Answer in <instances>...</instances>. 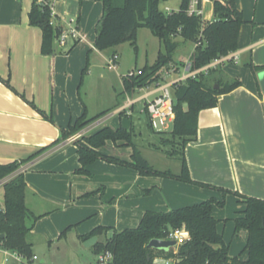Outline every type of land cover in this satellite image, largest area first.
I'll return each mask as SVG.
<instances>
[{"label":"crops","instance_id":"obj_1","mask_svg":"<svg viewBox=\"0 0 264 264\" xmlns=\"http://www.w3.org/2000/svg\"><path fill=\"white\" fill-rule=\"evenodd\" d=\"M85 1L63 0L56 10L60 17H74L69 15L74 12V4L77 5L79 12L75 18L78 24L82 21L81 27L89 38V43L81 46L87 48L86 57L85 52L74 50V44L64 49L57 44L55 53H43L42 30L31 25L29 20L34 0H0V164L27 160L47 148L1 181L0 187L18 174L24 175L26 204L41 216L30 235L41 237L49 244L60 243L69 231L74 232L72 241L83 244L100 226L117 231L137 228L147 211L168 212L209 199L223 200V193L218 190L143 176L134 169L103 160L88 167L91 176L77 173L81 167L77 146L62 135L85 112L88 119L98 115L88 116V107L81 97L80 78L83 67L89 65L90 56L95 52L102 55L94 44L97 25L104 14L103 5L100 8L94 4L91 19H85L81 13ZM252 2L253 8L247 10L246 0H236L244 17L239 49L235 52L238 59L219 64L212 71L220 68L227 75L232 72H225L223 66L227 62L264 66V0ZM180 5L170 10L178 11ZM202 19L213 22L215 15L213 20H206L203 9ZM178 40L180 45L184 43ZM188 63L189 60L182 65L185 71L182 74L181 64L174 61L172 68L163 73V80L155 83L156 88L137 98L134 96L149 86L125 92L127 101L113 114L132 120L138 104H142L140 113L147 114L144 111L147 101L159 94L160 86L184 78ZM258 74L250 70L239 75L242 77L240 87L219 96L217 107L201 111L198 137L185 149L194 181L232 192L225 199L228 207H237L231 220L245 209L236 194L264 201V91ZM168 79L172 81L167 83ZM129 104L130 108L121 114V109ZM110 119V116L102 117L80 134L91 136L106 127L136 130L132 121L127 126L122 122L117 128L109 126ZM108 144L127 147L122 142ZM107 146L100 150L102 154L130 161L132 152L127 157L111 155L104 150ZM180 170L181 163L174 173ZM148 190L151 193L147 194ZM224 211L214 209V216L220 221L219 231L223 234L222 223L228 220L222 214ZM104 239L98 236L97 243ZM30 242L34 248L35 243ZM94 246L85 247L94 253ZM165 261L157 259L156 264H165Z\"/></svg>","mask_w":264,"mask_h":264},{"label":"trees","instance_id":"obj_2","mask_svg":"<svg viewBox=\"0 0 264 264\" xmlns=\"http://www.w3.org/2000/svg\"><path fill=\"white\" fill-rule=\"evenodd\" d=\"M82 3L85 0H78ZM103 5L104 14L97 25L95 49L104 51L122 43L136 47L139 28H147L159 39L161 50L153 65L141 69V74L131 76L130 72L123 77L126 93L146 88L163 80V73L174 65V53L180 41H191L195 45L190 57L191 70H199L213 61L235 53L239 49V35L244 24L243 12L239 10L236 0H214L215 20L206 22L201 17L189 16V0H182L178 11L170 14L161 8L162 3L170 0H95ZM30 24L39 27L43 33L45 54L56 52L57 37L60 29L51 25V13L34 0L29 14ZM75 43L74 45H76ZM254 74L264 70L248 64ZM212 71L208 74L211 75ZM206 74L188 78L172 85L175 121L165 131L170 139L167 142L181 145V152L173 153L181 163L179 173L170 170L155 169L133 143L132 130L120 127L103 128L91 136H82L75 141L81 167L78 174L91 176L88 167L99 160L127 167L138 171L143 176L173 179L203 188L215 189L223 193V200L209 199L202 203L183 207L168 212L147 211L140 225L135 229L124 231L100 226L93 230L90 237L104 236V241L94 246V254L111 252L110 264H156L157 259L172 261L174 264H264V201L241 196L240 201L245 209L237 214L234 222L235 234L241 231L248 233L243 252L245 259L230 255V244L219 231L220 221L214 216L215 208H224L229 190L196 182L191 178L185 158L186 146L198 137V122L201 111L218 106L219 96L227 94L242 85L241 80L232 79L216 85H210ZM107 112L88 119L86 112L67 131L63 138H69L83 131L86 127L103 117ZM123 112H121L122 114ZM149 128L156 133L149 121ZM109 142H122L132 148L130 161L104 155L100 152ZM179 145V146H180ZM44 148L27 160L0 164V182L15 174L20 167L35 156L45 151ZM4 202L0 203V236L7 249L17 252L24 258L32 259L33 245L30 234L41 216L36 215L26 204L27 183L23 174L6 181ZM151 193V190L146 192ZM183 228L190 235V240L170 250H155L147 247L152 239L166 240L168 234ZM111 231V233H110Z\"/></svg>","mask_w":264,"mask_h":264},{"label":"rangeland","instance_id":"obj_3","mask_svg":"<svg viewBox=\"0 0 264 264\" xmlns=\"http://www.w3.org/2000/svg\"><path fill=\"white\" fill-rule=\"evenodd\" d=\"M181 2L182 0H170L162 3L161 8L163 10L167 8H175L178 7ZM246 2L249 4L246 6L247 10L252 9V0L251 2L250 0H246ZM85 3L86 4L82 6L81 11L82 16L85 17V19L86 17L91 19L93 8L91 6H94V4H97L102 8V4L99 1L86 0ZM213 3L214 0H205L202 5L206 20L214 19L215 14ZM73 10V14L69 16L75 17L79 12L76 4H74ZM95 12L93 16L95 15ZM81 24L82 21L78 24L80 26L79 31L80 34L85 37V40L77 42L74 50L85 52L86 57L88 54L87 48L84 47L82 49L81 46H85V43H89V38L84 33ZM68 49H66V51ZM194 49V43L186 41L181 44L174 53V61L177 62L178 65L181 64L179 67L182 74L185 72L182 65L184 62L190 60ZM160 50L161 44L159 39L156 38L149 29L142 27L139 28L137 32L136 47H132L130 43H122L116 47L101 51L102 55L95 52L90 56L89 65H87V67L84 66L82 69L83 71L81 70L80 86L82 87L80 92L83 101L88 107V116L93 117L96 114L107 112L103 117L110 116L111 119L107 125L114 128L120 127L121 122L127 126L132 121L136 126V130L132 135L133 143L141 150L143 156L149 161V163L158 170L177 172L180 167V160L178 156H173L172 154L174 152H181V145L179 144V146L176 144L178 141H176L175 144L167 142V140L170 139L167 134H164L163 131H159L161 133H156L149 128L148 115L140 113L142 104L136 106L133 116L134 118L132 120L122 119V116L113 114L116 109L127 101L122 77L127 76L129 72L137 73L140 69L153 65L157 60ZM115 54L118 56V59L114 63L116 65L114 68L112 67L111 61L114 60ZM223 67L226 68L225 72L229 70L232 71L226 73L228 76L241 81L242 77L239 75L249 73L251 70L242 62H227ZM227 75L221 72L219 68L216 71H212L211 75H208L206 79L209 84L213 86L221 79L223 82L231 81L232 79ZM167 81V83H169L172 79H168ZM155 88L156 85L152 84L148 89L138 92L134 98L152 91ZM170 91L173 94L172 87H170ZM107 147L108 148L104 149L106 150V153L118 156L122 155L120 157H127L132 152L131 147H115L111 144H108ZM3 202L4 188L0 187V203L3 204ZM220 209L225 210L222 214L228 219L222 223L221 228L223 229L224 227L223 232L225 240L230 244V255L232 257H239L240 259L246 258L247 253L243 251L247 242L248 233L243 230L234 235V222L231 220V218L235 216L234 211L237 207H228L227 202L225 207ZM73 234V231H69L66 236L62 238L60 243L55 242L51 244L45 242L41 237H33L30 235L29 239L35 243L33 248L34 254L38 257V261H35L33 264H41L40 261L42 259L45 260V263L43 264H89L91 261L96 260L95 254L88 250L84 246V243L82 244L78 241H72Z\"/></svg>","mask_w":264,"mask_h":264},{"label":"built area","instance_id":"obj_4","mask_svg":"<svg viewBox=\"0 0 264 264\" xmlns=\"http://www.w3.org/2000/svg\"><path fill=\"white\" fill-rule=\"evenodd\" d=\"M63 0H37V4L42 8H47L51 13V25L57 26L60 29V33L56 39L57 44L61 48H67L70 44L75 42L83 41L85 38L80 34L78 19L75 17H60L57 14L56 6L59 2ZM204 0H189L187 14L189 16L203 17L202 3ZM167 13H171L170 8L165 9ZM118 59V56L114 55V60H112V67H116L114 64ZM238 56L235 53H231L225 57L217 59L210 63L209 65L199 69L191 70L190 62L186 64L187 74L180 81L186 80L188 78H196L201 73L208 75L214 68L219 64L226 61L237 60ZM141 74V71L130 72L131 76ZM177 83V82H176ZM175 84V83H174ZM173 84H166L160 86L158 89L159 94L147 101L144 111L147 113L150 121L151 127L156 131H168L173 122L175 121V111L173 103V95L170 91V87ZM130 108V104L121 109V112L126 111ZM82 137L80 133L69 137V141L75 142L77 139ZM166 240H174L177 245H183L190 240V235L183 228L175 229L168 234ZM113 260V254L109 251L101 253L97 256V259L92 264H110ZM38 261L36 255L32 259L24 258L17 252L7 249L4 242L0 236V264H33ZM170 261H165L168 264Z\"/></svg>","mask_w":264,"mask_h":264},{"label":"water","instance_id":"obj_5","mask_svg":"<svg viewBox=\"0 0 264 264\" xmlns=\"http://www.w3.org/2000/svg\"><path fill=\"white\" fill-rule=\"evenodd\" d=\"M258 79H259V83H260V86L262 88V90L264 91V70L261 71L259 74H258ZM219 86L216 85L215 86V89H218ZM98 241V237L97 236H94V237H91L90 239H88L84 245L88 248L94 246ZM177 246V242L174 241V240H163V239H152L149 244L147 245L148 248L150 249H155V250H170L171 248H174ZM238 264V263H236Z\"/></svg>","mask_w":264,"mask_h":264}]
</instances>
